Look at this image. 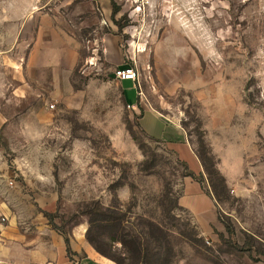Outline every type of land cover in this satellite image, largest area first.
<instances>
[{"label": "rangeland", "instance_id": "1", "mask_svg": "<svg viewBox=\"0 0 264 264\" xmlns=\"http://www.w3.org/2000/svg\"><path fill=\"white\" fill-rule=\"evenodd\" d=\"M44 15L79 52L72 88L29 67ZM128 66L137 109L110 77ZM152 108L182 120L195 153L208 127L220 136L221 158L204 153L209 233L178 206V154L141 127ZM43 213L100 262L73 264H264V0H0V244L52 229Z\"/></svg>", "mask_w": 264, "mask_h": 264}, {"label": "crops", "instance_id": "2", "mask_svg": "<svg viewBox=\"0 0 264 264\" xmlns=\"http://www.w3.org/2000/svg\"><path fill=\"white\" fill-rule=\"evenodd\" d=\"M55 21L49 15H44L39 20L38 33L32 46L29 67L33 71H58L65 73L66 86L72 88L71 75L79 61V52L71 44V40L64 38L62 42H57L58 32L54 28ZM64 36V35H62ZM119 49V40L112 36L104 41L105 58L116 56ZM132 83V86L125 83ZM127 103L134 109L138 108L139 92L137 102L130 101L127 89L137 88L131 81L121 82ZM138 90V88H137ZM229 120V119H228ZM182 120L177 115H161L155 109H144L140 124L145 133L161 142L166 143L176 153L180 161L186 163L189 170L195 175L204 174V168L193 149L191 136L182 128ZM220 127L221 125L218 124ZM207 128V126H206ZM216 129V127H213ZM219 130V129H218ZM224 133L231 132L230 124L220 128ZM220 137V136H219ZM216 131L207 128L206 139L212 153L218 158L223 155V145H221ZM221 158V157H220ZM219 171L225 176L228 184L230 178L225 174L224 164L219 163ZM209 188L200 185L192 178H184L181 195L178 199V206L190 214L198 228L203 234L209 233L211 225L216 224L215 203L208 193ZM34 237L25 235L18 239L15 244H0V263L14 264H73L67 258L64 238L53 229L48 227L33 229ZM32 235V234H31ZM33 236V235H32ZM72 252L76 255V263H100L90 247L74 246L70 242ZM23 252L22 256H18ZM85 257H81V253ZM23 258V259H22Z\"/></svg>", "mask_w": 264, "mask_h": 264}, {"label": "trees", "instance_id": "3", "mask_svg": "<svg viewBox=\"0 0 264 264\" xmlns=\"http://www.w3.org/2000/svg\"><path fill=\"white\" fill-rule=\"evenodd\" d=\"M152 139L155 140V141L161 142V141L156 140L154 138H152ZM203 140H204L203 137H202V139L199 140V146L202 148V151H198V153H196V154H197V156H198V158H199V160H200L203 168L205 169V171H207L206 157H205L204 153H208L212 157V152H211L210 148L208 146H206V144H205V142ZM177 163L183 168V171H184L183 177L184 178H187V177L188 178H192L193 180H195L196 182H198L200 185H203L204 184L203 183V175L202 174H200L199 176L195 175L194 173H192L189 170V168L186 165V163H184V162H182L180 160H177ZM215 173L219 176V178H220L223 186L226 187V185H227L226 179L220 174V172L218 170ZM215 173H212V174H215ZM209 174H211V173H209ZM209 187H211L210 190H212V193L215 194L216 187H215L213 181H211V185L209 184ZM208 192H209L208 194L210 196H212L211 191H208ZM43 214H44V217L48 220L49 225L52 226V229L54 231H58V232H60L62 234V236L64 238V241H65V245H66L67 258L70 261H72V256L75 255V254L71 250L70 240H69L68 236L63 231H61L60 227H57L54 224V222H53V218H54L53 215H51L49 213H43ZM119 240H121V239H119ZM123 242L125 244V241H123ZM134 243H135L134 248H131L130 251H131V253L133 255H136V257H140V254L142 252V250L140 251V249H139L140 243L139 242H134Z\"/></svg>", "mask_w": 264, "mask_h": 264}, {"label": "built area", "instance_id": "4", "mask_svg": "<svg viewBox=\"0 0 264 264\" xmlns=\"http://www.w3.org/2000/svg\"><path fill=\"white\" fill-rule=\"evenodd\" d=\"M131 60H133V59H131ZM114 75H115V78L121 82L131 81L134 84H136V86H138L140 73L138 70H136L132 66H128V67H124V68H118L115 70ZM139 96H141L140 93H139ZM130 107H132V106H130Z\"/></svg>", "mask_w": 264, "mask_h": 264}, {"label": "water", "instance_id": "5", "mask_svg": "<svg viewBox=\"0 0 264 264\" xmlns=\"http://www.w3.org/2000/svg\"><path fill=\"white\" fill-rule=\"evenodd\" d=\"M110 77H111L112 79H115V75H114V74H111Z\"/></svg>", "mask_w": 264, "mask_h": 264}]
</instances>
